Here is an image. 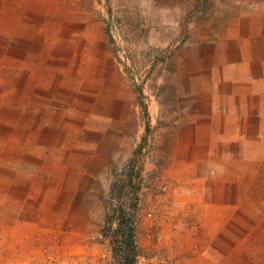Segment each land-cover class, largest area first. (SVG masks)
I'll use <instances>...</instances> for the list:
<instances>
[{
    "label": "rangeland",
    "instance_id": "obj_1",
    "mask_svg": "<svg viewBox=\"0 0 264 264\" xmlns=\"http://www.w3.org/2000/svg\"><path fill=\"white\" fill-rule=\"evenodd\" d=\"M195 1L0 0V264H115L136 188V264H264V0Z\"/></svg>",
    "mask_w": 264,
    "mask_h": 264
},
{
    "label": "trees",
    "instance_id": "obj_2",
    "mask_svg": "<svg viewBox=\"0 0 264 264\" xmlns=\"http://www.w3.org/2000/svg\"><path fill=\"white\" fill-rule=\"evenodd\" d=\"M210 0H196L193 4V7L195 9L199 10L200 12H203L207 6L209 5ZM164 51V50H163ZM167 52V51H166ZM154 64L152 68L149 70V74L152 73L154 70ZM142 145L137 149V151H142ZM130 162H133V158L130 160ZM129 162V164H131ZM129 178L132 181L134 178V173H129ZM119 180H116L113 184L112 196L111 198L120 199L121 195L118 193L119 191L123 192V184L118 185ZM132 185H134L132 183ZM136 190V194L129 204H120L116 206L113 209V213L118 221V226L116 227L115 231V237L113 240V256L115 259H117V262L115 260V264H136L137 257H138V251L136 246V214H137V208H138V195Z\"/></svg>",
    "mask_w": 264,
    "mask_h": 264
},
{
    "label": "crops",
    "instance_id": "obj_3",
    "mask_svg": "<svg viewBox=\"0 0 264 264\" xmlns=\"http://www.w3.org/2000/svg\"><path fill=\"white\" fill-rule=\"evenodd\" d=\"M78 80H81V78H79ZM205 117H208V118L211 119L210 121L205 123V126H204L205 133L206 134H211V135L216 133L217 132L216 131V124L217 123L213 120L214 118H216V115H211V113H210V114H207Z\"/></svg>",
    "mask_w": 264,
    "mask_h": 264
}]
</instances>
